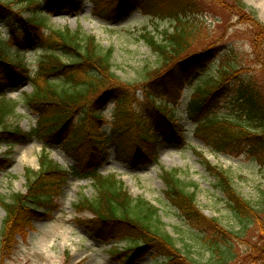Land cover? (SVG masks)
<instances>
[{
  "label": "trees",
  "instance_id": "1",
  "mask_svg": "<svg viewBox=\"0 0 264 264\" xmlns=\"http://www.w3.org/2000/svg\"><path fill=\"white\" fill-rule=\"evenodd\" d=\"M121 0H96V13L106 18L118 17L115 12ZM163 0H148V11L152 18L168 20L171 29H158L155 20L153 33L143 29L141 38L157 55V64L144 68L142 84H124L118 82L114 76L112 63L113 50L102 47L91 36H83L78 30L50 29L51 41L55 55H45L39 62L35 77L31 78L30 70L22 61L9 58L6 44L0 41V94L7 87H14L21 80L31 79L34 85L31 93L23 94V102L36 114L38 129L37 136L52 143L49 139H59L63 127L74 114L82 112V119L77 129L83 134L65 136V149H69V140H93L92 144L99 145L105 141L94 130V124L99 117L100 109L105 97L119 96V139L125 142L135 141L134 133L146 137L144 133L149 126L143 121L142 114L135 113L129 116L132 109L140 113L132 104V89L140 85L145 89L147 100L150 102V118L146 120L162 128V121L171 123L172 129L178 131L175 112L170 108L169 96L177 92L185 79L194 78L198 73V82L192 90L187 108L195 114H202L213 110L219 102L231 95L236 108L233 117L207 116L202 128L210 130L206 143L217 151H232V149L245 151L254 156L264 165V91L257 85L253 75L244 73L236 65L219 63L214 70L207 66L212 57L209 47L193 49L197 30L196 17L200 18L198 11H192L190 4L165 3ZM9 4L23 5L32 15L23 22L33 21L39 26L48 25L46 19L37 15L41 4L39 0H12ZM50 5L59 6L58 2H49ZM47 7H50L47 4ZM116 7V9H115ZM37 11V12H36ZM30 21V22H31ZM50 27V26H49ZM157 31L161 39L156 38ZM28 34L33 36L32 31ZM35 36V35H34ZM39 41L38 38H36ZM44 46V42H40ZM67 57L63 61L61 57ZM198 63L201 67L194 66ZM214 70V71H213ZM140 86V87H141ZM231 89V90H230ZM17 102L1 97L0 99V140L14 139L25 136L18 124L8 122L10 116L16 114ZM175 126V127H174ZM117 128V127H116ZM76 129V130H77ZM149 133V132H148ZM118 137L115 136L113 142ZM58 141V140H56ZM55 141V142H56ZM113 143V144H114ZM101 146V145H100ZM104 155V151L97 149ZM200 154V153H199ZM208 173L214 178L212 187L218 190L225 204L236 216L240 226L260 223L264 220V189H258L257 198L250 201L236 192L232 180L225 170H221L205 161ZM60 167L43 150L39 156L37 170H26V186L24 192L14 193L8 201L2 199V206L6 212V219L0 232V253L5 250L7 240L14 232L30 226L35 208L42 203H49L60 186L58 173ZM84 172V170H81ZM94 176L91 184L94 193L92 197L82 196L75 204L77 212L87 211V217L78 218V222L97 237L127 238L126 250H133L135 255L146 254L150 251L159 254L164 263L194 264L193 258L188 259L174 246L172 236L160 227L161 220L159 207L151 204L142 197H132L123 186V182L113 175L99 176L95 172H87ZM167 183V197L172 200L182 213L183 217L195 227L207 230L217 228L222 233L214 231V236L228 242L227 231L214 218H206L195 205V192L187 193L182 188L183 182L177 175V170L162 171ZM57 177V180H56ZM216 243V244H215ZM210 249L216 255V264H226L234 256L231 246L221 247L218 242L211 244ZM262 250V249H261ZM190 254L189 252H187ZM213 254V255H214Z\"/></svg>",
  "mask_w": 264,
  "mask_h": 264
},
{
  "label": "rangeland",
  "instance_id": "2",
  "mask_svg": "<svg viewBox=\"0 0 264 264\" xmlns=\"http://www.w3.org/2000/svg\"><path fill=\"white\" fill-rule=\"evenodd\" d=\"M1 1L9 4L12 0ZM163 1L183 6L192 2V11H198L200 16L196 17L197 30L193 49L209 47L211 53L208 54L213 57L210 62L206 61L207 66L211 65L215 70L220 62L224 65H236L238 70L249 75L254 74L257 85L264 91V0ZM145 3L143 1V5L128 6L121 20L107 21L99 18L92 14V3L87 2L76 13L64 11L49 15L47 22L51 29L78 30L83 36H93L102 47H110L113 50L112 69L118 82L142 84L144 68L157 64V55L140 36L144 28L155 33V25L152 24L150 16L141 10ZM10 6L14 9L23 7L16 3ZM21 12L24 17L30 15L28 10L22 9ZM154 23H158L156 30L167 27L171 29L168 20L156 19ZM159 31L156 34L158 40L161 39ZM2 35H7L6 28L0 31V36ZM9 52L12 58H17V55L23 57L14 49ZM61 58L63 61L69 59L64 56ZM23 60L34 71L38 62V50L25 53ZM199 68L201 69L200 66ZM198 78L195 76L194 80L188 82L176 109L179 122L185 128L184 143L157 144L156 159L139 162L136 167L114 161L107 162L101 166L100 172L114 174L123 182L124 188L132 197H142L158 206L160 227L172 236L175 248L188 259L195 260L194 264H216L217 257L210 249L214 242H218L221 247L230 244L234 257L226 264H264V220L245 227L240 226L222 195L212 187L214 178L208 173L205 161L225 170L236 192L250 201L257 198L258 189H264V165L244 150H234L230 154L213 150L196 136L193 132L194 118L187 117L184 100L197 84ZM31 90V84L24 82L20 88L8 93L10 97L18 99L23 91ZM230 94L210 111L211 115L219 118L234 116L236 108L230 101L234 91L231 90ZM136 95L144 103L143 92L139 91ZM36 119L37 116L21 103L16 108V114L8 118V122L29 130L35 127ZM108 121L110 117L107 118ZM108 124L105 129L109 128ZM42 147V142L34 135L11 145L0 142V157L7 159L0 168V203L2 199L8 201L16 192L25 191L26 170L38 169ZM49 153L50 158L59 165L69 167L74 164L59 146L49 149ZM163 170H177V175L183 182L182 188L187 193L195 192L194 203L199 212L206 218H214L229 232L227 243L214 236L213 232L217 228L204 230L195 227L180 214L175 203L167 197ZM93 193L89 180H78L77 176L70 174L60 194L53 201L57 206L51 211L42 206V211H49V215L34 219L29 229L23 228L14 232L11 239L7 240L5 250L0 253V264H119L109 252L113 243L93 238L74 222L76 216L81 218L89 215L87 211L77 213L75 204L82 196L92 197ZM5 217L6 213L0 206V232ZM218 233L222 235L220 231ZM120 246L123 247V244ZM153 257L154 254L150 252L135 264L164 262L162 258L154 260Z\"/></svg>",
  "mask_w": 264,
  "mask_h": 264
}]
</instances>
